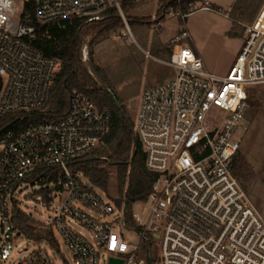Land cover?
Returning a JSON list of instances; mask_svg holds the SVG:
<instances>
[{"label":"built area","instance_id":"2783aa9c","mask_svg":"<svg viewBox=\"0 0 264 264\" xmlns=\"http://www.w3.org/2000/svg\"><path fill=\"white\" fill-rule=\"evenodd\" d=\"M26 0H0V124L8 115L44 112L49 103L56 60L46 58L31 41L36 28L20 16ZM125 0H34L39 26L79 20L94 24ZM237 0L224 11L210 0H131L135 6L159 2V25L168 19L186 21L199 11L230 19ZM245 27V43L227 75L206 71L202 59L185 42L184 30L170 46H180L164 64L177 77L141 96L135 133L147 170L156 176L145 201L128 210L106 203L74 174L70 163L99 149L111 130L108 109H99L73 91L61 121L42 120L0 138V262L13 251L17 231L8 213L20 187L36 170L57 168L58 178L36 200L52 206L60 197L53 225L74 264H100L101 254L122 264H148L147 249L156 243L160 264H264V220L235 175L243 135L247 132L250 92L264 86V22ZM87 45L81 50L87 62ZM25 117H21L23 122ZM62 200V201H61ZM46 202V203H44ZM86 209L88 212H86ZM104 219L98 220L95 215ZM76 222L91 234L75 232ZM133 234L138 242L126 241ZM20 264H54L44 252Z\"/></svg>","mask_w":264,"mask_h":264},{"label":"rangeland","instance_id":"374dc122","mask_svg":"<svg viewBox=\"0 0 264 264\" xmlns=\"http://www.w3.org/2000/svg\"><path fill=\"white\" fill-rule=\"evenodd\" d=\"M233 1L210 0L224 11L233 4ZM246 1H236L235 5L239 11L233 15L234 5L230 19L210 11H199L185 24L177 19L167 18L162 21V25L156 20L161 3L124 6L123 2V12L132 22L130 27L120 26L115 32L103 36L97 35L96 31L89 33L82 45V48L85 45L88 47V60L82 61V64L87 68L98 89L112 94L135 126L138 105L143 93L178 75L177 71L164 64L171 58L169 53L178 54L180 51L179 45H169L175 33L184 30L189 33L190 40L185 44L202 59L207 72L228 74L244 46L245 27L253 23L247 16L241 15ZM258 17L264 21V5ZM250 95L252 98H249L248 130L243 135L235 175L264 220V86L255 87ZM12 119L13 117H7L3 123L9 124ZM101 156V159L107 160V150ZM109 172L107 191L97 189L96 191L106 203L113 204L122 198L119 195L117 168L111 167ZM41 186L39 183L25 182L15 196V203L17 208L29 217L30 223L41 231L44 240L41 243L35 242L26 236L15 234L11 257L4 264H20L25 258L38 252H44L54 264H74L65 242L55 230L52 240L48 239L50 235L46 233L49 231L46 227L53 225L55 211L61 202L60 197L52 206L38 202L36 198L40 195ZM15 209L14 204L9 203L10 216H13ZM83 210L88 212L86 209ZM95 217L100 221L104 220L97 215ZM70 227L91 240V234L86 228L76 222H71ZM125 238L127 242L133 244L138 242V238L133 234H126ZM147 256L160 262L156 243L148 247ZM100 264H107L106 254H101Z\"/></svg>","mask_w":264,"mask_h":264},{"label":"trees","instance_id":"16d2710c","mask_svg":"<svg viewBox=\"0 0 264 264\" xmlns=\"http://www.w3.org/2000/svg\"><path fill=\"white\" fill-rule=\"evenodd\" d=\"M264 0H247L241 15L247 16L250 22H254ZM124 6H134L131 0H125ZM34 0H26L20 16L22 23L35 27V38L31 44L40 50L46 58L56 60L59 63V70L55 74L54 84L50 92L48 107L41 113L8 115L13 117L9 124H0V138L6 131H22L29 125L42 120L61 121L68 113L70 97L73 91H78L91 99L97 108H106L111 115V130L105 138L103 145L92 154L70 163L74 174H80L87 181L89 187L94 190L106 192L110 179L109 168L116 167L118 174L119 195L122 200L115 202L118 207L123 203L128 210L138 201H145L152 191V185L156 176L151 174L145 164V155L142 152L141 144L135 133V126L127 116L125 110L117 108L110 93L98 89L93 82L87 68L82 64L81 50L83 42L89 33L96 31L97 35H109L125 24L117 10H110L106 13L103 21L94 24H84L79 20H72L63 24L39 26L34 18ZM123 11V8H122ZM237 5L233 15L237 14ZM124 14V12H123ZM125 16V14H124ZM128 26L132 23L125 16ZM159 19V12L156 20ZM183 31L177 32L178 34ZM171 53L169 56L171 57ZM1 87V81H0ZM251 93V92H250ZM252 95H250V99ZM250 105V102H249ZM25 117L23 122L21 117ZM103 149L102 151H99ZM107 150V160L101 159V154ZM57 168H41L36 170L27 181L41 185H51L58 178ZM45 200H48L49 189L39 192ZM15 213L12 216L13 224L20 235L33 239L35 242H42L41 231H38L30 223L29 217L21 212L16 203ZM49 241L53 233L49 230ZM148 264H160L149 257Z\"/></svg>","mask_w":264,"mask_h":264},{"label":"water","instance_id":"95a60500","mask_svg":"<svg viewBox=\"0 0 264 264\" xmlns=\"http://www.w3.org/2000/svg\"><path fill=\"white\" fill-rule=\"evenodd\" d=\"M111 96L113 97L114 102H115V104L117 105V108H118L119 110H121V106H120V104L117 102V100L115 99V97H114L112 94H111ZM109 264H122V262H121L120 260H118V259L110 258V259H109Z\"/></svg>","mask_w":264,"mask_h":264},{"label":"crops","instance_id":"0c3cea01","mask_svg":"<svg viewBox=\"0 0 264 264\" xmlns=\"http://www.w3.org/2000/svg\"><path fill=\"white\" fill-rule=\"evenodd\" d=\"M263 21V20H262ZM178 35V33H175V35L172 37V38H174L175 36H177ZM204 63V62H203ZM218 75V74H217ZM220 76H224V75H220Z\"/></svg>","mask_w":264,"mask_h":264},{"label":"bare ground","instance_id":"6f19581e","mask_svg":"<svg viewBox=\"0 0 264 264\" xmlns=\"http://www.w3.org/2000/svg\"><path fill=\"white\" fill-rule=\"evenodd\" d=\"M262 23L264 22V21H261Z\"/></svg>","mask_w":264,"mask_h":264}]
</instances>
